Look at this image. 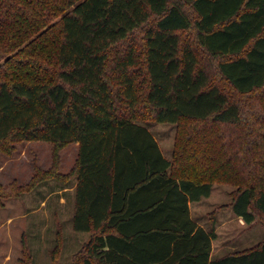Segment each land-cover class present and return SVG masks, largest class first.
<instances>
[{
  "label": "trees",
  "instance_id": "obj_1",
  "mask_svg": "<svg viewBox=\"0 0 264 264\" xmlns=\"http://www.w3.org/2000/svg\"><path fill=\"white\" fill-rule=\"evenodd\" d=\"M263 89L264 0H0V152L54 146L55 169L15 195L78 182L73 229L91 238L73 264H264V241L214 259L218 233L190 209L230 180L208 169L204 123L241 124V95ZM152 122L177 126L171 159ZM232 183L235 214L264 216V167Z\"/></svg>",
  "mask_w": 264,
  "mask_h": 264
},
{
  "label": "rangeland",
  "instance_id": "obj_2",
  "mask_svg": "<svg viewBox=\"0 0 264 264\" xmlns=\"http://www.w3.org/2000/svg\"><path fill=\"white\" fill-rule=\"evenodd\" d=\"M142 34L143 31L135 33L138 44ZM182 38L195 44L192 33H184ZM233 99L238 100L237 96ZM240 101L244 109L251 108L248 110L252 111H248L247 119L241 124L204 123L210 132V137H207L208 169L212 171L215 167L221 177L230 179L217 181L211 196L193 208L194 217L218 233L213 242L214 259L250 249L264 241V216L256 212V220L246 223L232 208L239 188L232 182L243 186L252 168L264 167V151L256 150H264V89L251 95H241ZM147 125L164 155L171 159L177 126L157 122ZM77 156L76 143L59 150L58 173H69ZM54 164V146L45 141L18 143L10 156L0 152V184L12 195L0 199V264H73L75 253L90 240V233L73 229L72 187L64 189L62 182L51 178L30 191L15 195L17 187H26L39 170L48 172L55 169Z\"/></svg>",
  "mask_w": 264,
  "mask_h": 264
},
{
  "label": "crops",
  "instance_id": "obj_3",
  "mask_svg": "<svg viewBox=\"0 0 264 264\" xmlns=\"http://www.w3.org/2000/svg\"><path fill=\"white\" fill-rule=\"evenodd\" d=\"M76 145L79 147L78 143H76ZM77 183H78V182L75 180L70 186H68V187H72L71 190H73V206H75V201H74V200H75V188H76V186H77ZM68 187L65 186L64 189H67ZM204 199H205V198H204ZM202 200H203V199H202ZM202 200H201V201H202ZM201 201H198V202H191V203H190L191 215H192L193 219H194L195 221L198 222L199 225H201V226H203L204 228L208 229V228L205 227L202 223H200V222L194 217V215H193V208H194V205L199 204ZM213 242H214V241H213Z\"/></svg>",
  "mask_w": 264,
  "mask_h": 264
}]
</instances>
